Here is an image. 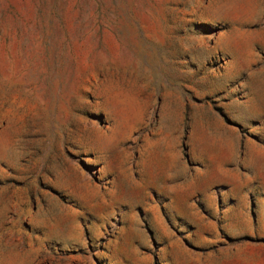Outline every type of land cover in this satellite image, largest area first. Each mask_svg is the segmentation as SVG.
Returning <instances> with one entry per match:
<instances>
[{"label":"rangeland","instance_id":"1","mask_svg":"<svg viewBox=\"0 0 264 264\" xmlns=\"http://www.w3.org/2000/svg\"><path fill=\"white\" fill-rule=\"evenodd\" d=\"M0 264H264V0H0Z\"/></svg>","mask_w":264,"mask_h":264}]
</instances>
